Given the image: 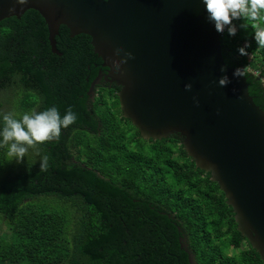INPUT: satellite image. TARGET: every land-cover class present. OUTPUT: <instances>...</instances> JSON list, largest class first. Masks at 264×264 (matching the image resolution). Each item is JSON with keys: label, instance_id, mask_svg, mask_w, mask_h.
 Listing matches in <instances>:
<instances>
[{"label": "trees", "instance_id": "obj_1", "mask_svg": "<svg viewBox=\"0 0 264 264\" xmlns=\"http://www.w3.org/2000/svg\"><path fill=\"white\" fill-rule=\"evenodd\" d=\"M232 23L236 34L222 33L225 61L246 68L249 94L264 110V48L251 27ZM48 36L32 9L0 22V113L19 118L55 105L76 114L19 162L0 145V264H189L181 238L197 264H264L179 134L143 138L122 114L118 87H100L90 100L98 71L89 66L102 61L91 38L60 26L58 55ZM245 40L242 56L236 47Z\"/></svg>", "mask_w": 264, "mask_h": 264}, {"label": "water", "instance_id": "obj_2", "mask_svg": "<svg viewBox=\"0 0 264 264\" xmlns=\"http://www.w3.org/2000/svg\"><path fill=\"white\" fill-rule=\"evenodd\" d=\"M30 9L44 19L55 54H61L60 26L91 38L108 80L120 87L124 117L145 139L179 134L196 167L219 183L264 261V110L249 94L246 68L240 66L244 76L232 75L222 33L206 18L202 0H0V22ZM118 45L133 53L119 70L112 62ZM225 74L229 83L221 86ZM180 241L189 264H197Z\"/></svg>", "mask_w": 264, "mask_h": 264}, {"label": "clouds", "instance_id": "obj_3", "mask_svg": "<svg viewBox=\"0 0 264 264\" xmlns=\"http://www.w3.org/2000/svg\"><path fill=\"white\" fill-rule=\"evenodd\" d=\"M17 2L23 4L25 0H17ZM202 3L207 13L206 18L213 23L217 32L223 33L227 26L228 36H234L237 27L232 21L240 19L243 21L240 27L244 29L251 27L252 38L256 45L264 48V0H202ZM248 47L249 41L245 40L243 44L237 45L236 51L239 55L246 56ZM132 56L133 53L130 50L118 45L114 49L112 62L119 70L121 65ZM232 75L244 76V70L237 66ZM227 83H229L227 74L219 77V85L223 86ZM184 87L190 89L192 85L185 83ZM195 102L199 103L198 100ZM75 119L76 114L70 107L61 115L55 105L41 111H26L19 118L11 112L0 113V145L6 144V155L19 162L24 158L28 146L58 138L61 128L67 127ZM47 166L48 157L45 155L41 157L39 167L46 169Z\"/></svg>", "mask_w": 264, "mask_h": 264}, {"label": "flooded vegetation", "instance_id": "obj_4", "mask_svg": "<svg viewBox=\"0 0 264 264\" xmlns=\"http://www.w3.org/2000/svg\"><path fill=\"white\" fill-rule=\"evenodd\" d=\"M22 17V16H21ZM14 17H11V18H7V19H13ZM19 19V18H18ZM71 34V33H70ZM72 36V35H71ZM72 37H74V36H72ZM91 42V41H90ZM90 45H91V43H90ZM92 50H93V48H92ZM93 53L95 54V52H94V50H93ZM99 59V58H98ZM89 66V65H88ZM89 69L91 70L90 71V73H92V71L94 70V69H96L97 71H98V74L95 76V78L94 79H96V78H99V79H97V81H98V83L95 85V87H94V93L92 94V95H89V97H90V100H92L93 98H94V96L96 95V93H97V91H99L100 90V87L102 88V87H106V86H109V88H116V87H118V89H117V91H116V94H117V96H118V92L120 91V87L118 86V85H116L115 83H112V82H110L109 80H108V78H107V73H108V68L107 67H105V66H103V61H95L94 62V67L93 68H91L90 66H89ZM94 79L92 80V81H94ZM86 81L87 82H90V79H89V77H87L86 78ZM89 91V90H88ZM120 109H121V107H120ZM121 111H122V109H121ZM122 114H123V112H122Z\"/></svg>", "mask_w": 264, "mask_h": 264}, {"label": "built area", "instance_id": "obj_5", "mask_svg": "<svg viewBox=\"0 0 264 264\" xmlns=\"http://www.w3.org/2000/svg\"><path fill=\"white\" fill-rule=\"evenodd\" d=\"M232 22H233V21H232ZM225 31H227V26L225 27ZM225 31H224V32H225Z\"/></svg>", "mask_w": 264, "mask_h": 264}]
</instances>
